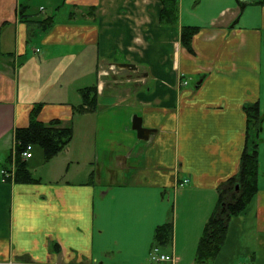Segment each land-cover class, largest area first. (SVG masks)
Wrapping results in <instances>:
<instances>
[{
	"label": "crops",
	"instance_id": "obj_1",
	"mask_svg": "<svg viewBox=\"0 0 264 264\" xmlns=\"http://www.w3.org/2000/svg\"><path fill=\"white\" fill-rule=\"evenodd\" d=\"M31 1L0 0V171L14 175V130L34 107L73 135L50 160L38 146L20 157L31 183L0 181V263L149 264L170 222L163 251L198 264L246 144L243 108L256 104L257 192L205 264H264V0H174L172 23L160 22L161 0ZM185 26L198 28L191 51ZM91 86L92 112L81 95ZM133 117L153 130L147 140Z\"/></svg>",
	"mask_w": 264,
	"mask_h": 264
},
{
	"label": "trees",
	"instance_id": "obj_2",
	"mask_svg": "<svg viewBox=\"0 0 264 264\" xmlns=\"http://www.w3.org/2000/svg\"><path fill=\"white\" fill-rule=\"evenodd\" d=\"M161 1L163 7L160 22H174V0ZM197 32V27H182L180 41L187 51H191L190 44ZM81 95L86 109L90 112L94 111L97 107L96 88L94 86L87 87ZM243 109L248 116L246 144L239 158L237 173L227 179L218 189V203L213 214L207 220L197 245L198 264H205L216 256L222 246L229 219L242 212L257 192L261 115L256 104L246 105ZM37 111L36 107L31 110L28 126L18 127L14 130L16 170L12 178L17 183L32 182L25 163L20 160L21 153L27 145L38 146L42 150L44 160H50L61 153L72 139L71 127H61L58 121H52L45 125L36 119ZM172 234L170 222L158 226L153 236L154 245L159 246L162 251L166 250L171 245Z\"/></svg>",
	"mask_w": 264,
	"mask_h": 264
},
{
	"label": "built area",
	"instance_id": "obj_3",
	"mask_svg": "<svg viewBox=\"0 0 264 264\" xmlns=\"http://www.w3.org/2000/svg\"><path fill=\"white\" fill-rule=\"evenodd\" d=\"M186 84V82H184ZM32 156V145H27L24 151L21 153L23 159H29ZM1 182H5L6 179L12 178L13 174L8 173L6 170L0 171ZM149 261L151 264H168L173 261L172 255L164 253L160 250L158 246H153L149 253Z\"/></svg>",
	"mask_w": 264,
	"mask_h": 264
},
{
	"label": "water",
	"instance_id": "obj_4",
	"mask_svg": "<svg viewBox=\"0 0 264 264\" xmlns=\"http://www.w3.org/2000/svg\"><path fill=\"white\" fill-rule=\"evenodd\" d=\"M120 68H128L135 70L136 67L133 64L129 63H118L116 64ZM132 129L136 131L137 139L139 140H147L150 133L153 132L151 129L144 128L141 124V119L138 117H133L132 119Z\"/></svg>",
	"mask_w": 264,
	"mask_h": 264
},
{
	"label": "rangeland",
	"instance_id": "obj_5",
	"mask_svg": "<svg viewBox=\"0 0 264 264\" xmlns=\"http://www.w3.org/2000/svg\"><path fill=\"white\" fill-rule=\"evenodd\" d=\"M59 2H60V1L58 0V1H56V3H54L53 5H50L51 8L55 7V5L58 4ZM30 4H31V5H30L31 8H33L34 10H37V9L39 8L40 5H43L44 7H45V5H46V3H45L44 1H41V2H40V0H32ZM184 48H185V47H184ZM33 151H34V149H33ZM36 174H37V173H36ZM167 251H168V249H167ZM149 264H151V263H149ZM153 264H155V263H153ZM168 264H172V262H171V263H168Z\"/></svg>",
	"mask_w": 264,
	"mask_h": 264
}]
</instances>
